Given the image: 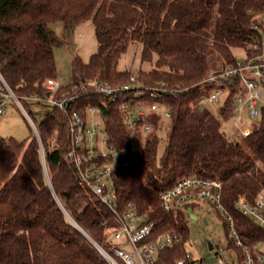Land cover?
<instances>
[{"label":"trees","instance_id":"16d2710c","mask_svg":"<svg viewBox=\"0 0 264 264\" xmlns=\"http://www.w3.org/2000/svg\"><path fill=\"white\" fill-rule=\"evenodd\" d=\"M262 14L264 0H0V75L21 104L56 76L54 48L61 40L49 23L62 22L67 30L93 23L96 51L87 63L73 59L71 82L56 95H74L69 103L81 115L87 106L97 107L108 143L122 161L129 158L114 174L118 209L131 205L147 214L154 236H181V244L161 251L159 264L184 257L190 219L182 210L164 211L159 196L193 175L220 181L221 202L242 246L254 264H264L256 248L264 228L236 208L240 198L252 203L264 192V107L249 136L230 139L223 125L233 119L234 91L216 113L199 105L217 86L205 81L209 75L236 64L233 49L244 50L245 58L257 55L251 45L260 36L253 26H261ZM135 42L142 61L155 59L149 70L133 74L118 69V62ZM131 77L133 90L115 100L92 90L95 83L116 88ZM123 97L170 108L161 153L162 123L129 154V131L118 109ZM37 129L40 142L36 136L23 142L0 138V264H107L96 244L110 251L114 242L107 230L118 222L63 158L71 144L66 116L49 108ZM230 240L229 249L245 264L243 248Z\"/></svg>","mask_w":264,"mask_h":264},{"label":"built area","instance_id":"2783aa9c","mask_svg":"<svg viewBox=\"0 0 264 264\" xmlns=\"http://www.w3.org/2000/svg\"><path fill=\"white\" fill-rule=\"evenodd\" d=\"M258 21L261 26L254 25L253 28L259 32L260 40L251 45V48L257 51V55L254 58L237 61L235 65H226L218 73L210 74L205 81L217 86L199 101L201 106L204 101L215 103L218 106L225 102L226 96L230 92L234 91L232 113L235 122L245 119L252 123L259 118L261 108L264 107V14L259 17ZM133 82H135V78L131 77L129 83L116 88L95 83L92 90L112 96L111 99L115 100L117 95L133 90ZM60 88L61 84H58L54 78L47 79L44 91L40 95L28 98L27 102L46 105L49 108L55 107L64 113L71 144L63 158L75 168L80 182L97 199L109 207L116 217L118 225L107 230L114 246L110 251H107L96 244L97 249L107 264H159L161 251L181 244V236L176 232H164L154 236V223L149 220L147 214H139L131 205L124 211L118 209L114 174L128 166L129 158L122 161L119 152L108 143L104 124L96 125L92 132L86 130L84 119L86 111L100 113L99 109L89 105L86 107L84 115H81L69 103L74 102L76 98L74 95L65 96L63 94L61 97H57L56 93ZM134 90V94H140L137 89ZM220 96L223 97L221 103L218 102ZM7 98L13 99L24 112L38 138L37 127L0 75V116L6 107L5 100ZM118 106L124 124L129 131V154L142 148L138 146L141 133H144L146 138L157 128L158 124L162 123V116L170 120V108L159 102L152 104L131 103L126 100V97H123ZM252 126L241 129V137L249 136ZM103 145L109 149L108 153L102 151ZM221 191L222 186L217 179H204L193 175L178 179L161 192L159 199L164 211L182 210L191 220L195 209H200L203 212L204 205L202 206V204L209 203L225 219L229 238L243 248L234 228L233 218L221 202ZM236 208L244 216L264 228V192H260L252 203L240 198ZM195 217L197 219V216ZM126 246L131 249L127 250ZM212 250H208L207 260L213 257L215 262L227 264L222 258V250L214 254ZM245 256V264H254L248 252H245ZM259 260L262 261L261 258ZM194 262L193 256L186 252L184 257L178 259L175 264H193ZM200 262L203 264L205 259H201Z\"/></svg>","mask_w":264,"mask_h":264},{"label":"rangeland","instance_id":"374dc122","mask_svg":"<svg viewBox=\"0 0 264 264\" xmlns=\"http://www.w3.org/2000/svg\"><path fill=\"white\" fill-rule=\"evenodd\" d=\"M49 28L54 31L55 35L61 40V44L54 48L56 67V76L54 79L58 84L67 85L71 82V65L73 59L79 57L82 62L87 63L90 56L97 49L94 26L93 23L88 20L76 24L72 30H67L62 22L55 21L49 23ZM232 52L237 61H243L245 59V52L241 48H235ZM154 59L155 57L153 56L151 62L142 61L140 43H131L120 57L118 69L128 70L135 74L139 70H149L153 65ZM222 98V96L218 98L219 103L222 102ZM5 105L4 112L0 116V138L4 139L6 142H23L36 136L31 123L24 112L18 107L17 103L13 99L7 98L5 100ZM22 105L36 127L49 110V107L46 105L34 104L32 102L23 103ZM203 105L210 108L213 113L217 112L215 103L204 101ZM84 119L86 122V130L89 132H92L96 125H103V118L98 111L92 112L87 110ZM257 120L258 118L252 123L245 119L235 122L233 118L230 122L225 123L223 128L228 138L240 139V130L255 125ZM170 125V120L162 116V126L159 132L162 140L159 146V153L162 151V146L166 134L170 129ZM144 138L145 134L141 133L138 142L139 147L143 148L145 143ZM38 140L40 142L39 133ZM101 149L105 153L109 152L107 146L103 145ZM48 178V173L46 171V179L48 180ZM202 206V208H204L203 212H201L200 209H195L193 211V215L197 216L196 221L189 219L187 224L188 238L186 240L185 250L193 256L195 260L193 264H202L200 262L201 259H205L203 264H219L218 262L208 263L206 259L208 248L205 246L204 240L213 245V254L222 250V258L227 264H239L237 253L229 249V242L231 240L226 232V223L221 214L207 202L206 204L203 203ZM125 248L127 250L131 249L129 246ZM250 248L253 250L254 247L250 246ZM256 248L257 251L264 256V240L260 241L256 245ZM243 250L244 253L248 252L245 246H243Z\"/></svg>","mask_w":264,"mask_h":264},{"label":"water","instance_id":"95a60500","mask_svg":"<svg viewBox=\"0 0 264 264\" xmlns=\"http://www.w3.org/2000/svg\"><path fill=\"white\" fill-rule=\"evenodd\" d=\"M191 218H192L193 221H196V217L195 216L192 215ZM204 244L208 248L209 251L212 250L213 247H212V244L210 242H207L206 240H204ZM207 261H208V263L215 262V258H213V257L212 258H208Z\"/></svg>","mask_w":264,"mask_h":264}]
</instances>
